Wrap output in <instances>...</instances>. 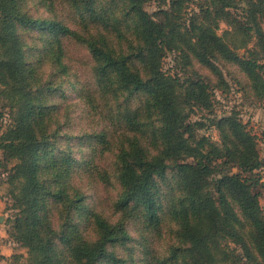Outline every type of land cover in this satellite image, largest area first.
I'll list each match as a JSON object with an SVG mask.
<instances>
[{
  "label": "trees",
  "instance_id": "1",
  "mask_svg": "<svg viewBox=\"0 0 264 264\" xmlns=\"http://www.w3.org/2000/svg\"><path fill=\"white\" fill-rule=\"evenodd\" d=\"M151 1L110 0L103 7L101 0H50L56 15L48 16L30 14L23 0H0V102L10 119L0 130V149L4 159L15 162L8 182L18 210L10 235L27 248L32 264H67L55 241L64 229L52 227L42 212L49 189L39 175L49 141L63 124L52 127L54 116L44 95L62 87L64 79L35 82L39 77L26 60L20 37L25 29L42 31L55 43L52 75L68 71L66 45H81L96 84L91 92L84 89V97L98 101L101 116L111 114L124 123L122 137L108 145L113 169L99 171L118 183L113 202L117 217H91L97 232L93 241L73 244V233L62 236L75 264H128L111 248L128 243L130 218L158 234L169 224L173 237L165 264H241L243 259L264 264V210L255 190L262 161L255 135L235 114L194 118L198 111L215 108L210 82L199 73L182 80L163 69L166 53L176 51L206 66L218 78L217 88L225 90L229 84L215 62L221 59L244 72L264 98V34L254 41L252 27L231 11L245 4L249 21L264 20V0H199L198 10L187 18V0H169L154 13L146 9ZM223 21L231 29L219 34ZM240 49L246 54L240 55ZM137 94L145 95L143 106L129 107L128 100ZM146 115L155 118L153 128L144 123ZM209 123L219 130V142L199 133ZM233 167L239 172L232 173ZM66 171L61 169V176ZM169 174L176 179V192L163 204L160 184ZM83 197L66 195V219L73 208L85 209Z\"/></svg>",
  "mask_w": 264,
  "mask_h": 264
},
{
  "label": "rangeland",
  "instance_id": "2",
  "mask_svg": "<svg viewBox=\"0 0 264 264\" xmlns=\"http://www.w3.org/2000/svg\"><path fill=\"white\" fill-rule=\"evenodd\" d=\"M103 7H108L110 0H101ZM199 0H187L186 18L193 10H198L197 2ZM24 9L32 15L54 16L56 12L50 3V0H23ZM169 0H152L146 5V9L151 13L159 10L160 6H168ZM248 6L242 4L238 9H232L234 18L242 23H247L252 27L253 40L264 34V20H257L261 34L257 35L252 20H248ZM121 21L127 20L120 16ZM231 29L230 24L220 23L218 33L222 34L225 30ZM42 31L25 29L21 31V39L24 43L26 60L39 78L35 79L36 83L51 79L55 83L64 79L63 86L56 91L48 92L44 95L50 104V115L52 127L61 121V133L49 141L50 152L43 158L39 167L41 180L48 187L43 201V210L46 221L57 229L63 227L64 232L60 237L55 238L56 248L63 250L66 255L67 264H75L72 255L71 246L66 245L62 236L73 233V244L80 240L93 241L97 238L96 227L90 218L95 215L116 219L117 213L113 211V202L119 189L118 183L110 175L104 177L100 175L101 169H113L114 154L108 149L109 143L116 136H121L124 131V123L120 122L111 114L102 115V106L98 101L84 97V89L94 88L93 78H91L88 62V54L79 44L71 43L66 45L69 56L68 71L65 74L55 73V57L51 49L55 43L51 44L52 39L46 37ZM253 43L251 44V46ZM240 55H245L246 50L240 49ZM215 62L221 68L225 79L228 82V88L225 90L217 88L218 78L204 65L196 59H187L182 57L178 52L168 51L163 58V69L165 72L180 77L182 80L189 77H196L199 73L204 79L210 82V89L214 92L213 99L215 108L213 112L198 111L194 118L204 116L221 118L235 114L240 118L249 129L253 132L258 143V149L262 161V166L255 173L261 177L258 186L255 188L260 193V202L264 210V98H260L253 90L249 79L236 65L221 59ZM264 63V62H261ZM264 74V67L262 70ZM145 95L137 94L128 101L131 108L143 106ZM0 102V130L5 129L10 122L8 110ZM125 106V103H124ZM112 113L111 108L104 109ZM118 110L114 111L117 115ZM139 124V120L137 119ZM144 123L153 128L155 118L146 115ZM105 129V130H104ZM89 131L93 133L90 137H84L81 133ZM100 131H106L105 136L100 135ZM200 134L210 135L216 142L220 141V132L210 123L208 127L199 132ZM15 164L14 160L4 159L3 151L0 149V264H32L27 248L16 241L10 235L12 220L18 210L13 208L14 199L10 193V184L8 182L11 167ZM67 171L61 176V169ZM232 173H238L237 167L230 168ZM176 179L169 174L160 184V195L165 199L170 198L176 192L174 186ZM60 191L62 194H57ZM83 193V211L73 208L69 219H66L64 213V200L66 195ZM48 218V219H47ZM173 224V223H172ZM127 225L130 229V239L126 244H117L111 248L118 257L128 259V264H165L168 255V243L172 242V235L167 230L169 226L162 227L158 234L145 228L140 219L130 218ZM235 246V245H234ZM240 253L242 250L236 245ZM98 264H108L105 261ZM241 264H255L254 262L242 260Z\"/></svg>",
  "mask_w": 264,
  "mask_h": 264
},
{
  "label": "water",
  "instance_id": "3",
  "mask_svg": "<svg viewBox=\"0 0 264 264\" xmlns=\"http://www.w3.org/2000/svg\"><path fill=\"white\" fill-rule=\"evenodd\" d=\"M252 22H253V26H254V29H255L256 34L257 35H260L261 34V31H260V28H259L256 20L255 19H252Z\"/></svg>",
  "mask_w": 264,
  "mask_h": 264
}]
</instances>
